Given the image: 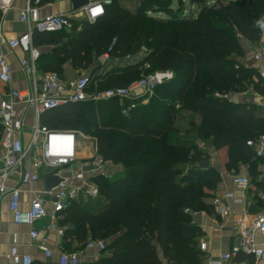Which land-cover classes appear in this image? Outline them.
Instances as JSON below:
<instances>
[{
  "label": "trees",
  "instance_id": "1",
  "mask_svg": "<svg viewBox=\"0 0 264 264\" xmlns=\"http://www.w3.org/2000/svg\"><path fill=\"white\" fill-rule=\"evenodd\" d=\"M175 1L176 9L173 0H111L95 23L76 21L71 30L34 38L53 46L52 53H41L39 71L62 77L65 64L88 70L86 76L96 78L90 93L126 88L155 72L173 74L145 107L135 100L88 101L68 106L67 114L55 109L42 117L49 130L93 136L97 155L122 169L118 178L94 179L96 201L71 204L61 213L64 240L105 243L101 257L89 264H163L158 249L167 264H201L191 215L210 207L219 175L209 165L203 168L210 154L198 143L224 150L227 171L246 165L254 172L263 162L246 142L264 135V111L228 97L251 90L264 99V79L246 66L243 46L263 37L258 22H264V0H229L224 6L187 0L196 16H186L181 0ZM141 48L146 55L140 60L96 75L98 58L122 60ZM104 81L105 88H92ZM179 111L198 119L182 117L184 128L175 127Z\"/></svg>",
  "mask_w": 264,
  "mask_h": 264
},
{
  "label": "built area",
  "instance_id": "2",
  "mask_svg": "<svg viewBox=\"0 0 264 264\" xmlns=\"http://www.w3.org/2000/svg\"><path fill=\"white\" fill-rule=\"evenodd\" d=\"M23 3L24 8L19 12V22L24 26V32L16 39L6 42L2 35L0 24V215L4 199L8 197V212L16 225L33 227L35 223L47 220L46 231L62 237L64 231L59 227L61 213L81 197L96 198L99 190L94 184L87 183L84 172L95 173L100 171L105 175L101 161L87 163L83 168L73 170L71 178H64L60 169L70 167L76 158L77 140L80 135L73 131L49 130L40 124V117L50 111L66 104H77L86 101L101 102L111 99L137 100L144 95H152L156 88L173 79L171 72H155L142 76L126 88L108 89L104 91L88 92L91 79L80 76L71 83H66L56 72L38 73L37 63L40 51L33 45V35L53 34L63 30H71L79 19L88 23H95L105 15V8L111 5V0H87L88 5L78 14L44 15L41 16L39 8L43 0H0V14L6 16L13 2ZM2 46L9 50L19 49L23 58L19 67L29 80L28 90L18 91L9 89L11 71L2 53ZM264 56V49L254 54L258 61ZM100 69L98 77L104 76L110 65L108 55L98 58ZM148 65L145 68L148 69ZM218 97V95H215ZM227 98V97H225ZM23 107V111L17 109ZM133 107V106H132ZM179 106L177 105L176 108ZM32 114V124L29 127L30 135L24 141V112ZM122 114L127 115L123 110ZM246 146L252 149L255 157L264 162V135L255 140H248ZM38 170H43L49 176L57 177L59 184L47 191L35 193L27 209L19 208L20 191L18 184L30 185L36 183L40 176ZM264 174V167H263ZM236 192L224 191L211 199L214 213L228 219L232 212L226 205L231 201L236 205H244L245 193L249 188V180L242 175H228ZM77 181V184H72ZM188 213V211H185ZM235 243L230 250L207 264H227L238 254L249 256L256 262L264 263V241L259 243L257 236L264 238V214L248 215L246 210L240 209L234 221ZM30 239L35 243L37 250L43 253L46 259L51 256L50 250L45 246L44 239L37 231L29 233ZM18 240L16 235L10 239L9 251L4 255L1 264H33L29 256L18 253ZM87 249L103 251V241H88ZM205 244L200 245V250ZM59 264H78L76 253H62L59 255Z\"/></svg>",
  "mask_w": 264,
  "mask_h": 264
},
{
  "label": "crops",
  "instance_id": "3",
  "mask_svg": "<svg viewBox=\"0 0 264 264\" xmlns=\"http://www.w3.org/2000/svg\"><path fill=\"white\" fill-rule=\"evenodd\" d=\"M71 0H43L42 4L39 8V13L41 16L44 15H66V14H78L79 12H73L71 7ZM24 8L23 3L19 1H15L11 4L10 10L6 16L2 17L0 14V24L2 26V35L6 42L12 41L19 37L24 32V26L19 22V12ZM82 21L79 19L77 22ZM36 37V33L32 38L33 45L40 51V54H49L52 53L53 46L45 43L41 38L36 39V43H34V38ZM248 45V44H247ZM260 45L261 51L264 49V35L261 40L258 42ZM251 45L245 47L246 48V57L251 53ZM2 53L9 65L11 71V82L9 89L25 91L29 89L30 82L22 73L19 62L23 58V53L19 49L9 50L6 46H2ZM257 52V51H256ZM255 52V53H256ZM254 53V54H255ZM257 62L256 70L259 75L264 79V56H262ZM116 61L118 63L123 62V60H111L110 64ZM126 62V61H124ZM128 62V61H127ZM125 63V65H129V63ZM125 65H116L115 67H123ZM114 66H109L108 70L114 68ZM62 79L66 83H71L74 80L70 79V76L73 74L70 69L69 64H65L62 66ZM254 68V67H253ZM51 70H45L43 72L38 70L39 74H43L45 72H50ZM54 72V71H53ZM59 75V74H58ZM234 104L240 103H254L260 109V111H264V99L260 98L256 94H252L251 90L248 94H232L231 97L228 98ZM88 102V101H86ZM82 102V103H86ZM73 104H66L60 108H58L57 113L61 115V113L67 114V107ZM179 108V107H178ZM177 108V109H178ZM17 109L23 111V107L17 106ZM25 120H24V141L25 143L28 140L30 135L29 127L32 124V114L29 111L24 112ZM40 117V124H42L43 117ZM43 119V120H42ZM186 119V118H185ZM198 118L196 117V120ZM46 121V120H45ZM46 127V126H45ZM54 130V129H53ZM59 130V129H55ZM61 131H73L80 135L77 140V153L74 162L70 167H65L60 169V174L64 178H71L73 170H77L82 168V171L86 170L83 168L87 163H91L94 161H101L102 168L105 171V175H101L100 171H96L95 173L86 171L84 172L85 180L87 183L94 184L95 178L103 177L105 179H115L118 178L122 169L113 165L110 161L103 160L97 155V147L96 140H91L88 134H84L80 131L75 130H61ZM1 136V135H0ZM199 144L204 145L199 142ZM200 147V145H199ZM202 148V147H200ZM210 154L209 159V167L215 169L219 175V183L218 186L213 192V197L218 195L224 191L236 192L233 186V182L231 178L228 176L231 173L235 175H242L248 178L249 180V188L245 193V204L244 205H236L231 201H226V205L229 207L232 212L231 217L228 219L218 216L214 213V210L211 206V197L208 199V203H210V207L207 210H201L199 212H195L191 215L190 224L197 228L199 231L198 238L196 240V247L199 249L201 264H207L208 261L212 259H217L220 255L228 252L232 245L235 243V226L234 221L237 217V214L240 212V209L243 208L246 210L248 215H257L264 214V174L263 167L264 162L257 164V169L252 172L246 165H241L238 168V171L234 172L227 171L225 168L226 164V154L225 151L213 152L210 148V151H207ZM1 156V152H0ZM221 159V162L218 160ZM43 170H38V174L40 179L33 184L30 185H22L18 184L17 187L20 191L19 196V208L25 210L28 208L30 202L33 200L35 193H40L45 190L44 184V174ZM77 181H72V184H77ZM100 196V195H99ZM85 198L81 197L79 200L74 202L73 204H91L96 201L98 198ZM91 212V210H89ZM62 219V217H61ZM60 219V220H61ZM48 221L42 220L34 224L33 227H26L21 225H16L13 223L12 217L8 212V197L4 199V202L1 207V215H0V264L4 263V255H6L9 251L10 239L12 235L17 236L18 240V253L20 255L29 256L32 259L33 264H59L58 259L59 255L62 253H76L78 257L79 264H89L93 263L101 257V251L96 249H87L86 243H78L74 238L70 240H64V235L62 237H58L55 234L48 233L46 231ZM63 231V227H60ZM37 231L41 238L44 239L45 246L50 250L51 256L49 259H46L42 252L36 249L35 243L31 241L29 233L31 231ZM257 241L262 243L264 241L263 237L257 236ZM70 244V249L66 248V244ZM205 244V249L200 250V245ZM157 254L159 259L163 264H167L161 255L160 250H157ZM227 264H264L263 262H256L253 258L245 255L238 254L230 259Z\"/></svg>",
  "mask_w": 264,
  "mask_h": 264
},
{
  "label": "rangeland",
  "instance_id": "4",
  "mask_svg": "<svg viewBox=\"0 0 264 264\" xmlns=\"http://www.w3.org/2000/svg\"><path fill=\"white\" fill-rule=\"evenodd\" d=\"M228 1L229 0H207V5L208 6H212L213 4L217 3L218 6H224ZM180 3H182V5L184 7L185 15L186 16H189V15L196 16V12H195L196 11V8L194 6L193 7H190L188 5L187 0H181ZM128 4H129V2H124L123 3V5H125V6H128ZM173 8L174 9L177 8V4H176V1L175 0H173ZM158 16L159 17H163L162 14H159ZM262 29H263V35H264V28H262ZM243 46L244 47H247V46H249V44L247 45L246 43L243 42ZM250 48H251L250 49L251 50V53H249V55L247 56L246 61H245V64H246V66H250L252 68L254 67L256 69L257 62H255L253 60V55H254V53L256 51H258L260 49V45H258V43H256V44L251 45ZM145 55H146V49L145 48H141L138 51H136L135 53H133V55L127 56L124 59H122L123 62L118 63V62L114 61L112 63V65L110 64L109 66H114V64H116V65H125V63L127 61H128L127 63L132 64L133 62L140 60ZM124 61H126V62H124ZM70 69L73 71L72 72L73 74L70 76V79L71 80H75L76 78H78L80 76H86V75H88V70H84V69H72L71 67H70ZM143 76H147V75H143ZM95 79L96 78L93 79V77H92L91 81L93 82V80L95 81ZM97 81H99V80H97ZM96 87H98V89L105 88L106 87L105 81L101 85L99 84V82H96L95 83V86L92 87V88L95 90ZM231 96H232V94L229 97H231ZM154 97H155L154 93L152 95H144V96L140 97L138 100H135V101H132V102L140 101V105L142 107H145V106L148 105L150 99L151 98L154 99ZM129 102H131V101H129ZM132 104L134 105L133 107H136V104L135 103H132ZM124 110L127 111V112L129 111L128 109H124ZM175 110H179V108L178 109L175 108ZM177 113H178L176 115L177 116V121L175 120L173 123H174V126L175 127H179V128H184V126H183L184 125V122H179V119L180 118L185 117V118H191L193 120H196V117L198 118L197 115L192 114L190 112L179 111ZM90 138H91V140L94 139L93 136H90ZM199 145H200V147H202L201 149H203V150L205 149V151H210V146L206 145L205 148H204V145H202V144H199ZM218 160L221 162V159H218Z\"/></svg>",
  "mask_w": 264,
  "mask_h": 264
},
{
  "label": "water",
  "instance_id": "5",
  "mask_svg": "<svg viewBox=\"0 0 264 264\" xmlns=\"http://www.w3.org/2000/svg\"><path fill=\"white\" fill-rule=\"evenodd\" d=\"M71 7L73 12H79L88 5L87 0H71ZM208 167V163L203 165V168ZM60 180L55 176H49L44 179L45 189L47 191L55 188L59 184Z\"/></svg>",
  "mask_w": 264,
  "mask_h": 264
},
{
  "label": "clouds",
  "instance_id": "6",
  "mask_svg": "<svg viewBox=\"0 0 264 264\" xmlns=\"http://www.w3.org/2000/svg\"><path fill=\"white\" fill-rule=\"evenodd\" d=\"M258 23H260V26H261L262 28H264V22H258Z\"/></svg>",
  "mask_w": 264,
  "mask_h": 264
}]
</instances>
